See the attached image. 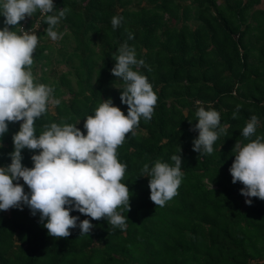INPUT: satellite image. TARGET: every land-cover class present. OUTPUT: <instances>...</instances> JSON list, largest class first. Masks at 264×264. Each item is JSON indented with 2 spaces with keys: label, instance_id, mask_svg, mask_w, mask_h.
Masks as SVG:
<instances>
[{
  "label": "trees",
  "instance_id": "16d2710c",
  "mask_svg": "<svg viewBox=\"0 0 264 264\" xmlns=\"http://www.w3.org/2000/svg\"><path fill=\"white\" fill-rule=\"evenodd\" d=\"M54 4V12L70 10L55 29L59 46L47 41L39 10L20 22L38 36L31 66L34 82L53 87V98L61 101L35 121L37 136L50 123L74 124L86 135L84 120L108 98L127 115L118 89L122 81L111 74L116 63L112 55L125 42L144 60L146 66L138 71L158 100L151 120L141 117L135 135L128 133L117 149L119 162L127 165L122 183L131 196V210H121L126 230L92 220L88 235L80 236L77 227L67 238H54L39 213L33 216L27 206L0 211V264H264V201L251 198L248 205L240 194L243 185L233 184L229 171L235 143L248 142L240 131L252 115L259 120L256 135H264V0ZM113 16L122 17L116 29ZM4 19L0 15V29ZM20 26L12 30L20 33ZM199 107L218 111L224 128L211 155L193 151L198 132L191 129ZM19 128L20 123L9 124L0 138V167L11 163L12 137ZM180 147L178 194L156 206L141 170L157 160L174 165L171 156ZM33 154L38 153L22 151L24 166H34ZM24 190L30 191L27 185ZM71 215L90 219L77 211Z\"/></svg>",
  "mask_w": 264,
  "mask_h": 264
},
{
  "label": "clouds",
  "instance_id": "9594fccd",
  "mask_svg": "<svg viewBox=\"0 0 264 264\" xmlns=\"http://www.w3.org/2000/svg\"><path fill=\"white\" fill-rule=\"evenodd\" d=\"M55 8L54 0H0V15L5 18L0 29V138L9 131V124L20 123L12 137L11 163L0 167V211L27 206L33 216L39 213L40 223L54 238H67L77 227L80 236L88 235L94 227L92 220L103 219L114 229L126 230L121 210H131V196L129 187L122 183L127 165L119 162L117 149L128 133L135 135L141 117L151 120L158 96L148 78L138 71L146 66L144 60H138L135 49L125 42L112 55L116 63L111 74L122 81L123 87L118 89L127 115L108 98L84 120L86 135L74 124L50 123L43 125L37 136L35 121L49 105L58 106L61 101L53 98V87L34 82L31 66L38 36L20 22L39 10L45 17L47 36L56 41L61 38L56 26L70 10L65 7L54 12ZM121 22L122 17L113 16V29ZM17 26L22 32L12 30ZM129 39L134 36L129 34ZM239 109L237 105L233 119ZM195 115L198 122L191 130L198 136L193 140V151L199 156L211 155L214 143L224 133L220 113L199 107ZM258 124L257 116L252 115L240 131L248 142L237 140L229 169L232 183L243 185L240 194L248 205L251 198L264 201V135H256ZM25 149L38 153L31 156V168L22 164ZM181 153L180 147L179 154L171 156L174 165L157 160L151 168L145 164L141 170V176L149 179L150 200L156 206L163 207L178 194L183 177ZM73 211L90 219L80 221L79 216L71 215Z\"/></svg>",
  "mask_w": 264,
  "mask_h": 264
},
{
  "label": "rangeland",
  "instance_id": "374dc122",
  "mask_svg": "<svg viewBox=\"0 0 264 264\" xmlns=\"http://www.w3.org/2000/svg\"><path fill=\"white\" fill-rule=\"evenodd\" d=\"M47 41H50L53 45H55V46H59V42H58V40H56V41H52L51 40V38H49L48 36H47Z\"/></svg>",
  "mask_w": 264,
  "mask_h": 264
}]
</instances>
